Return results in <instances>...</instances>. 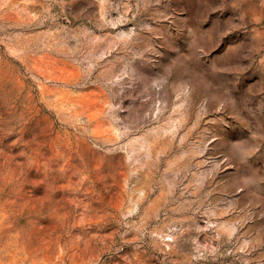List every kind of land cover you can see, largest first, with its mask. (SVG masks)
<instances>
[{
    "label": "rangeland",
    "instance_id": "rangeland-1",
    "mask_svg": "<svg viewBox=\"0 0 264 264\" xmlns=\"http://www.w3.org/2000/svg\"><path fill=\"white\" fill-rule=\"evenodd\" d=\"M0 264H264V0H0Z\"/></svg>",
    "mask_w": 264,
    "mask_h": 264
}]
</instances>
